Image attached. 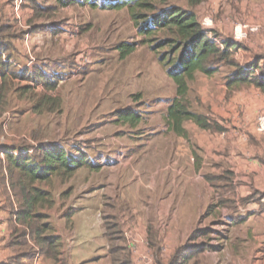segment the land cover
<instances>
[{
    "label": "rangeland",
    "instance_id": "1",
    "mask_svg": "<svg viewBox=\"0 0 264 264\" xmlns=\"http://www.w3.org/2000/svg\"><path fill=\"white\" fill-rule=\"evenodd\" d=\"M15 1L0 0V26L11 29L0 34L9 46L7 52L2 48L3 59L11 65L5 82L0 75V87H5L4 93L0 90V147L17 152L27 139L33 145L36 131L43 143L82 153L100 167L43 186L55 201L47 213L62 239L63 260L89 264L87 253H93V260L99 253L113 264L110 249L115 245L128 255L127 264H171L177 256L182 264L183 252L206 244L212 250H195L197 257L189 264H264L262 240L253 239L237 220L245 205L233 194L248 185L230 174L227 154L214 149L206 154L201 148L205 139L214 142L215 133L193 123L185 124L188 138L170 130L168 108L176 86L129 10L102 7L114 0H79L65 8L55 1L22 0L18 17ZM151 3L154 9L140 13L154 15L173 7L193 12L222 49L225 42L237 48L235 67L222 63L213 77L199 73L190 83L191 109L221 122L227 132L253 125L255 136H264L258 127L264 93L253 85L235 90L227 85L238 69L264 68V0ZM37 5L55 10L36 19ZM123 44L136 45V51L122 58ZM35 65L60 78L51 93L61 99L56 113L34 114L33 99L44 88L31 84L27 90L29 83L10 76ZM260 73L255 76L264 79ZM126 110L142 115L137 127L118 121L117 112ZM106 220L117 226L113 244L105 237ZM41 256V264H59Z\"/></svg>",
    "mask_w": 264,
    "mask_h": 264
},
{
    "label": "trees",
    "instance_id": "2",
    "mask_svg": "<svg viewBox=\"0 0 264 264\" xmlns=\"http://www.w3.org/2000/svg\"><path fill=\"white\" fill-rule=\"evenodd\" d=\"M43 1H55L59 6L65 8L79 0ZM85 1L90 3L92 0L83 2ZM151 1L154 0H114L102 7L109 10H129L140 34L145 38V43L157 54L160 64L167 70L168 76L174 82L177 96L168 108L167 123L170 130L179 137L188 138L185 124L193 123L202 130L213 133L221 132L223 128L207 115L194 112L191 109L190 83L195 81L199 73L213 77L219 72L222 63L235 67L232 57L237 52L236 46L225 42V48L222 49L203 30L193 12L173 7L154 15L140 13L143 9L146 11L154 9ZM52 9L37 5L33 9L34 18L49 17L48 14L55 10ZM8 30H11L10 27L0 26V34L4 31L8 32ZM158 34H163V37L157 39L156 35ZM4 39L5 37H0V75L5 82L9 77L6 72L11 65L3 60L2 48L5 52L9 49L8 45H3ZM120 50L122 58H126L136 51V45L123 44ZM251 67L246 71L243 69L235 71L227 85L232 90L253 85L264 93V79L256 77V71L261 72L258 74L260 76L264 74V68L260 69L256 64ZM10 76L15 80L29 83L26 87L27 90L33 89L32 85H41L44 88V92L33 99L32 112L34 114H51L61 110V99L51 94L57 90L60 82L57 73L52 76L40 65H35L31 70L25 69L15 74L12 73ZM26 88H24L25 91ZM4 89L2 84L0 87L2 93H4ZM117 117L121 124L131 127H137L143 120L142 115L133 110L118 111ZM31 136V142L34 144H28L30 139H27V141H23L21 149L17 152L14 151L15 149L0 147V192L10 195L13 201L11 204V229L13 231L11 247L15 250V256L7 264H21V260L33 258L32 256L37 253L36 248L47 260L67 264L62 258V239L56 235L55 228L49 223L47 213L48 210L54 208L55 201L51 191L44 189L43 186H48L55 178L61 180L73 178L78 171L84 168L97 170L100 167L89 162L82 153L77 156L59 144L43 143L44 141L40 140L41 133L34 131ZM2 154L5 155L4 159ZM258 197H260L258 200L264 199L259 193H254L250 197L242 199L241 202L243 205H247L257 201ZM105 230V237L110 244H113L114 240L111 239V236L117 234V226L111 225L106 220ZM208 247L206 244L189 247L190 251L182 253L181 263L189 264L197 257L195 250L203 252ZM208 250H212V248L209 247ZM110 255L113 258V264H127L128 262V255L122 252L120 246L112 245ZM178 258V256L175 257L171 264H179Z\"/></svg>",
    "mask_w": 264,
    "mask_h": 264
},
{
    "label": "crops",
    "instance_id": "3",
    "mask_svg": "<svg viewBox=\"0 0 264 264\" xmlns=\"http://www.w3.org/2000/svg\"><path fill=\"white\" fill-rule=\"evenodd\" d=\"M232 92L234 93V91ZM239 95L241 96V94ZM225 115L227 116V114ZM219 124L223 128L221 133L216 132L211 136V139L214 140L213 143L205 139V145H200L201 148L205 149L206 154H211L213 149L216 152L227 154L231 164L228 170H230L233 176L237 177V180L238 177H242L241 179L244 185H248L246 187L236 188L233 197L242 200L250 197L254 193H259L264 197V136H255L256 133L253 125L249 129L244 128L242 132L232 130L227 132L228 127L223 126L221 122ZM246 133L249 135H246ZM236 154H240V160L236 158ZM258 199L260 197L257 198V201L245 205L244 209H240L243 214L237 220H241V222L247 225V234L251 235L253 239L262 240L261 250L264 252V206L262 207L264 205V199ZM12 202L10 195L0 192V264H7L15 256V250L11 247V238L13 235L11 229ZM237 215L239 214H235L234 217ZM230 219L232 221L233 217H230ZM235 223L241 225L240 221H236ZM87 255L92 259L89 264H111L107 258L102 259L99 253L97 255L101 259L99 258L98 260H93L95 259L93 258V253H87ZM41 261L42 256L40 259H37V255H35L31 259L21 260V264H41ZM70 261L71 264L75 262L72 259Z\"/></svg>",
    "mask_w": 264,
    "mask_h": 264
},
{
    "label": "built area",
    "instance_id": "4",
    "mask_svg": "<svg viewBox=\"0 0 264 264\" xmlns=\"http://www.w3.org/2000/svg\"><path fill=\"white\" fill-rule=\"evenodd\" d=\"M21 3H22V0H16L15 1V4H14L15 12H16V15L18 17H20L19 16V10L21 8ZM4 56L5 55H3V58H4ZM3 60L5 61L6 59H3ZM29 66H30V64L27 65V67H29ZM258 127H259V131L260 132H264V116L259 118V120H258ZM1 156H2L3 159L5 158V155L4 154H2ZM36 255H37V259H40L41 258V254L39 252Z\"/></svg>",
    "mask_w": 264,
    "mask_h": 264
}]
</instances>
